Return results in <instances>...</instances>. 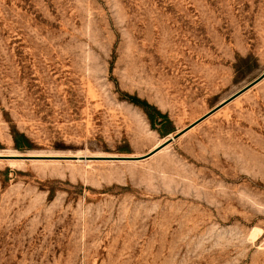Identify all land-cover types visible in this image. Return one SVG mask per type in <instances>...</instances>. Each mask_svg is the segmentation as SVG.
<instances>
[{"label": "rangeland", "instance_id": "374dc122", "mask_svg": "<svg viewBox=\"0 0 264 264\" xmlns=\"http://www.w3.org/2000/svg\"><path fill=\"white\" fill-rule=\"evenodd\" d=\"M263 73L264 0H0V264H264Z\"/></svg>", "mask_w": 264, "mask_h": 264}, {"label": "trees", "instance_id": "16d2710c", "mask_svg": "<svg viewBox=\"0 0 264 264\" xmlns=\"http://www.w3.org/2000/svg\"><path fill=\"white\" fill-rule=\"evenodd\" d=\"M129 99L145 109L152 123H157L159 120H161V123L165 125L166 122L169 120L167 114L162 113L160 110L157 109V107L151 105L148 101L142 100L139 97L132 95H130ZM12 135L15 147L17 149L28 150L33 147L31 140L23 132H20L16 128H13Z\"/></svg>", "mask_w": 264, "mask_h": 264}, {"label": "water", "instance_id": "95a60500", "mask_svg": "<svg viewBox=\"0 0 264 264\" xmlns=\"http://www.w3.org/2000/svg\"><path fill=\"white\" fill-rule=\"evenodd\" d=\"M263 78H264V73L259 78H257L255 81H253L252 83H250L248 86H246L245 88H243L242 90H240L239 92H237L236 94H234L232 97H230L229 99H227L226 101H224L223 103H221L220 105H218L217 107H215L213 110H211L208 114H206L204 117H202L201 119H199L197 122H200L201 120L205 119L207 116H209L212 113L216 112L221 107H223L224 105H226L227 103H229L231 100H233L234 98H236L237 96H239L240 94H242L243 92H245L246 90H248L249 88H251L252 86H254L255 84H257L258 82H260ZM179 135H180V133H178L174 138H177ZM172 140L173 139L171 138V139L168 140V142H170ZM156 151L157 150L149 153L148 156L152 155Z\"/></svg>", "mask_w": 264, "mask_h": 264}]
</instances>
